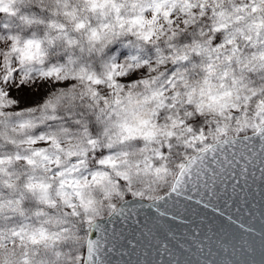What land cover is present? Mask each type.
<instances>
[{
	"label": "snow or ice",
	"instance_id": "obj_1",
	"mask_svg": "<svg viewBox=\"0 0 264 264\" xmlns=\"http://www.w3.org/2000/svg\"><path fill=\"white\" fill-rule=\"evenodd\" d=\"M0 264H264V0H0Z\"/></svg>",
	"mask_w": 264,
	"mask_h": 264
},
{
	"label": "water",
	"instance_id": "obj_2",
	"mask_svg": "<svg viewBox=\"0 0 264 264\" xmlns=\"http://www.w3.org/2000/svg\"><path fill=\"white\" fill-rule=\"evenodd\" d=\"M257 217H258V213H257ZM256 223H257V226H258V219H257Z\"/></svg>",
	"mask_w": 264,
	"mask_h": 264
}]
</instances>
